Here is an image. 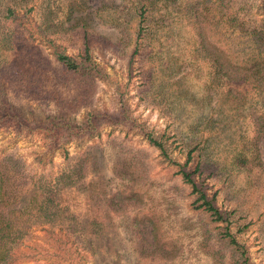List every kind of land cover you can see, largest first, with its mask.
<instances>
[{
	"label": "rangeland",
	"instance_id": "1",
	"mask_svg": "<svg viewBox=\"0 0 264 264\" xmlns=\"http://www.w3.org/2000/svg\"><path fill=\"white\" fill-rule=\"evenodd\" d=\"M187 1L149 0L136 36L137 17L113 13L131 0H0V99L29 127L0 128V156L17 158L44 186L73 158L87 161L85 190L60 187L57 196L74 229L30 220L8 264H211L198 243L219 224L191 208L176 173L188 152L184 170L204 165L193 181L219 210L245 216L236 240L250 264H264V133L254 127L255 119L264 126V0L212 1L198 15L185 12ZM83 34L98 76L66 73L55 61L59 52L79 59ZM92 113L99 123L84 137L49 147L42 136L49 117L79 124ZM121 159L123 184L112 170Z\"/></svg>",
	"mask_w": 264,
	"mask_h": 264
},
{
	"label": "trees",
	"instance_id": "2",
	"mask_svg": "<svg viewBox=\"0 0 264 264\" xmlns=\"http://www.w3.org/2000/svg\"><path fill=\"white\" fill-rule=\"evenodd\" d=\"M131 1L130 6L124 4L115 7L113 13L114 15H135L137 17L136 36H139L146 28V15H149L151 5L149 0ZM212 1L216 6H223L227 2V0H189L185 3V12L189 15L206 12L209 3ZM11 8L4 9L5 19L14 17ZM82 40L83 50L79 59L75 60L59 52L55 53V61L66 73L98 76V69L89 60L86 34H83ZM98 115L100 114H88L84 121L79 124H74L62 117H49L47 122L40 127V130L42 136L48 140L49 147H53L51 145H55L60 141L64 143L74 137H84L83 134L93 132L99 123ZM254 121L255 134L264 133V126L259 120L255 119ZM2 127H8L15 131L23 130L22 128L29 129L27 125H24V120L19 116V113L12 109L4 99H0V128ZM144 135L148 143L156 148L165 159L169 160L161 141L154 139L150 133H144ZM126 152L132 155V159L129 158L132 163H134L133 158L138 159L137 152L123 150V154ZM190 159L188 152L184 163L177 165L178 170L176 173L180 176L182 183L190 188L191 208L207 215L211 223L219 224L217 233L213 234L208 229L202 230L198 249L210 260L211 264H250L245 246L236 240V235L242 233L249 222L246 223L244 221L245 216L236 209L221 211L214 205L213 198L208 197L203 187L192 179V175L198 173L201 170L199 167L204 165L198 162L192 171L184 170ZM246 163L243 159L235 160V164L238 166H244ZM256 165L259 167L261 164L257 163ZM86 169V154H82L73 158V163L54 179V184L51 185V182L44 186L38 183V180L28 177L17 158L11 155L0 156V264H8L6 259L8 252L13 249L11 244L16 245V241L21 236L19 235V229L23 230L26 226L24 224L30 220H42L46 223L68 220V223L64 225L65 228L68 230L74 229L72 217L62 216L63 212L60 211L62 208L57 201V196L60 187L84 191L86 188L84 181ZM119 169H126L122 159L112 166V170L117 176L114 178L120 184H123L126 181L125 173L117 172ZM143 178L134 177V180L141 181ZM115 197L121 198L120 190L115 192ZM262 200L264 203V197ZM259 218H261L259 231L264 239V210ZM20 220L23 222H20ZM94 224V221L89 222V225ZM93 232V229H89V233L92 234Z\"/></svg>",
	"mask_w": 264,
	"mask_h": 264
}]
</instances>
